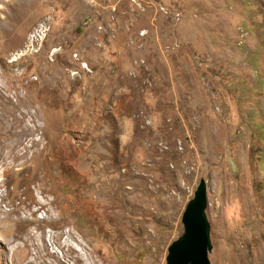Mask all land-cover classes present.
Returning a JSON list of instances; mask_svg holds the SVG:
<instances>
[{"label":"rangeland","instance_id":"1","mask_svg":"<svg viewBox=\"0 0 264 264\" xmlns=\"http://www.w3.org/2000/svg\"><path fill=\"white\" fill-rule=\"evenodd\" d=\"M0 84L58 151L43 189L28 160L7 171L40 224H1L21 239L0 264H61L57 238L84 264H165L200 180L209 264L264 263V0H0Z\"/></svg>","mask_w":264,"mask_h":264},{"label":"bare ground","instance_id":"2","mask_svg":"<svg viewBox=\"0 0 264 264\" xmlns=\"http://www.w3.org/2000/svg\"><path fill=\"white\" fill-rule=\"evenodd\" d=\"M8 6V5H7ZM8 9H6V12ZM5 22L12 21V19L9 18V16L5 17ZM10 19V20H9ZM2 94V86L0 84V98L2 99L0 102V225L5 222H10L12 215L15 213H20L23 210V213L25 214V223H35L40 224L39 221L36 219H31L29 216V205L26 202H23V206L16 207L13 209V200L15 197L19 195L18 189L22 184H26L30 182V176L28 177V181L24 179H20L17 181L13 187V189L4 192V189H7V185H9L8 180L6 178L7 171L9 169H15L16 163L19 160H28V162L34 163V168L37 171H40L41 173L37 175L36 181L40 182V186L45 187L48 186L50 180L47 178V172H52L54 168L57 167V160L56 155L58 151L55 148V151H49L45 146H41L40 144H43V139L41 142L38 140L32 139L31 137H34L35 133L39 131V127L36 125L37 119H39V113L38 111L32 113L30 111H22L17 116V111H21L20 109L15 110H8L6 107V104L10 102V98L6 97ZM18 98V101L24 100L23 95L16 96ZM27 118L30 119L31 123L34 124V128L30 129V125L27 123ZM104 124V122H103ZM102 127V125H101ZM32 133V134H30ZM44 135V134H43ZM31 138V139H30ZM101 138H104V136H101ZM30 139V140H29ZM31 141L32 147H29L27 142ZM40 147V148H36ZM7 153V155H6ZM29 154H33L31 159H25ZM50 157V159L48 158ZM59 161V160H58ZM70 163V162H69ZM31 167V166H30ZM70 167V166H68ZM57 169V168H56ZM104 168H100L103 170ZM18 173L16 174L18 178L21 177V174L25 171H28V168L24 165H22L18 170ZM99 172V174H100ZM20 175V176H19ZM118 175V174H117ZM118 182H120V185H124L126 181L124 180V177L121 175H118L116 177ZM53 187L51 186L49 189L50 192H53L54 190H51ZM28 191V189H27ZM134 194V193H133ZM136 194V193H135ZM6 203V210L3 209V204ZM132 202V201H131ZM137 203V202H136ZM139 203V202H138ZM137 203V207H138ZM54 206V202H49L47 204H42L41 209L45 210L47 216L46 219L49 222L55 221L54 216L55 213H53V209L51 207ZM136 206V205H135ZM40 209V210H41ZM39 211V210H38ZM32 215H36L35 211H32ZM21 218V217H20ZM19 218V219H20ZM18 219V220H19ZM24 221V220H22ZM22 224V225H24ZM52 224V223H51ZM56 224V223H55ZM9 225V223H8ZM22 226H20V229ZM19 233V232H18ZM16 234V233H15ZM70 234V233H69ZM5 235V234H4ZM1 235L0 236V244L1 245H10L13 240L21 239L19 236H13L12 238H9L7 236ZM8 235V234H7ZM22 235V233H21ZM59 236V235H58ZM53 240V239H52ZM58 248L61 250L63 254V258H59L56 256V254H52L51 256L54 257L57 262L61 264H67L71 260L84 264L82 258L80 256L74 255V249L70 245H64L63 243L60 244L59 238H57V245ZM48 247L46 245L43 246V250L47 251ZM264 264V263H263Z\"/></svg>","mask_w":264,"mask_h":264},{"label":"water","instance_id":"3","mask_svg":"<svg viewBox=\"0 0 264 264\" xmlns=\"http://www.w3.org/2000/svg\"><path fill=\"white\" fill-rule=\"evenodd\" d=\"M231 166L235 169L232 162ZM206 208V184L200 180L181 216L183 233L167 248L165 264H209L211 244Z\"/></svg>","mask_w":264,"mask_h":264}]
</instances>
